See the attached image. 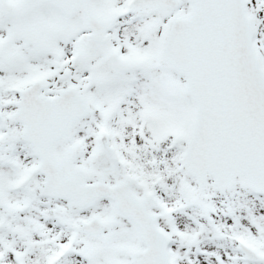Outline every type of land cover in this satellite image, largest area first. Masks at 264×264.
<instances>
[{"label": "snow or ice", "instance_id": "1", "mask_svg": "<svg viewBox=\"0 0 264 264\" xmlns=\"http://www.w3.org/2000/svg\"><path fill=\"white\" fill-rule=\"evenodd\" d=\"M0 264H264V0H0Z\"/></svg>", "mask_w": 264, "mask_h": 264}]
</instances>
